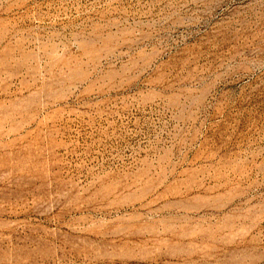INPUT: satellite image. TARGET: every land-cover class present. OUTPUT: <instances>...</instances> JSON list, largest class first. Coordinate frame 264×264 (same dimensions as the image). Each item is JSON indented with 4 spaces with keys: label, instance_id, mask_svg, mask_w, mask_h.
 <instances>
[{
    "label": "rangeland",
    "instance_id": "374dc122",
    "mask_svg": "<svg viewBox=\"0 0 264 264\" xmlns=\"http://www.w3.org/2000/svg\"><path fill=\"white\" fill-rule=\"evenodd\" d=\"M0 264H264V0H0Z\"/></svg>",
    "mask_w": 264,
    "mask_h": 264
}]
</instances>
